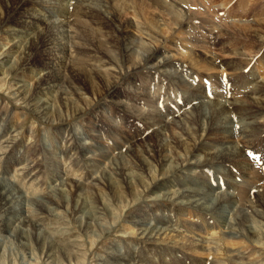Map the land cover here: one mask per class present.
<instances>
[{
    "label": "rangeland",
    "instance_id": "obj_1",
    "mask_svg": "<svg viewBox=\"0 0 264 264\" xmlns=\"http://www.w3.org/2000/svg\"><path fill=\"white\" fill-rule=\"evenodd\" d=\"M117 1L122 8H127L123 16L130 20V28L137 41L135 46L132 45L136 54L132 55L134 58L130 63L122 54L124 47L113 42L116 33L97 21V17L81 19L74 14L61 28L62 32L66 28L70 29L69 33L73 32L62 40H68L66 45L69 48L67 59L62 62L67 74L63 72L62 75L75 81L68 74L72 67L83 73L105 69L117 79L113 92L97 85H94L96 90L92 89L88 82L75 81L70 87L64 82L60 86L61 89L66 86L68 95L61 98L60 92L52 94V109L41 114L18 92L19 81L29 78L33 64H21L9 75H2L0 63V136L6 132V125L14 124L10 133L0 137V177L15 185L18 200L14 203V216L18 219L15 224L22 222L20 216L23 213L26 220L37 224L28 223L24 233L11 230L16 226L8 231L5 228L7 216L0 209V264H264V123L258 121L254 125L257 133L254 134L256 138L253 137L254 152L245 153L240 151L239 144L244 140L238 131L241 126L247 129L250 126L234 119L233 126H228L229 117L233 118V115L223 114L221 122L210 132H204L205 135L210 134L202 143L220 150L233 143L238 148L231 154L234 157L228 158L224 165L213 164L207 168L201 162L193 167L189 156L191 144L200 140L197 129L203 125L205 129L210 126L211 116H208L212 115L211 104L214 103L210 102L213 101L210 99L212 91H224L230 99L246 105L243 108L247 111L264 109V41L254 36L255 31L264 35V0H163L161 3L175 13L174 18L153 0H150L151 6L141 5L140 0ZM92 2H95L96 13L99 9L104 14L102 16H110L107 14L109 8L101 5V0ZM104 2L113 3L111 0ZM43 4L51 6L46 2ZM159 11L162 17L158 22ZM4 13L3 5L0 8V26ZM227 26L232 27L231 32L232 29L235 31L232 35L225 33L230 31ZM58 27L61 26L56 29ZM2 29L0 27V45L10 37ZM236 31L239 33L235 35ZM59 42L54 38L53 45ZM3 47L0 61L8 56V45ZM149 47L166 48L162 56H170L173 52L171 55H174L175 62L151 68L152 65L144 59L133 69L131 64L138 63L142 52ZM54 57L55 53L49 54L45 61L52 63ZM176 61L187 66V71L175 70ZM256 79L262 82L261 92L253 95L244 93ZM30 82L32 85L33 81ZM78 85L79 88L76 87ZM196 89L206 95L191 98ZM157 95L167 99L168 103L163 104L164 100H159ZM64 98H68V108ZM184 101H190V104ZM141 111L153 112L164 122L148 133ZM155 120L158 122V118ZM162 128L161 142L173 149V152L170 150V158L172 161L178 159L180 164L179 169L170 175L175 179H186L185 175L193 171V177L202 179L203 184L211 180L216 185H224L220 179L224 175L232 188L225 189V195L221 193L218 198L212 194L200 208L180 203L176 195L180 188L172 189L174 194L162 199L156 194L154 196L152 191L158 177L154 175L160 174V168L148 149L151 148L149 141L156 143L155 132ZM199 134H202L201 130ZM126 137L138 139L135 147L138 151L134 155L125 153L127 148H132ZM88 144L95 152H86ZM71 145H75L70 152H75L73 156L76 159H71L66 151ZM88 155H93L96 162L89 161ZM18 158L23 166L13 163L15 160L19 162ZM142 161L152 164V167L148 169ZM29 162L38 165L31 169ZM123 164L129 166L133 177L124 174ZM205 169L211 171L208 179H205V174L209 170L206 173ZM35 172L39 175L36 176ZM26 177H31L32 183ZM107 178L113 181L109 182ZM63 186L64 191H58V199L53 205L46 202L51 199L49 194ZM200 186L195 185L193 190L202 192ZM119 199L124 200L120 202ZM222 199L234 202H228L221 208ZM39 201L45 202V207L41 208ZM176 206H181L180 211L174 208ZM138 213L147 221L149 218L148 223L160 221V225L159 222L157 224L161 226V220H165L163 222L175 232L198 237L203 240L202 246L190 249L164 239L141 238L136 234L134 224L130 223ZM173 216L174 219L171 218ZM156 217H159L157 222ZM86 222H90L89 228ZM44 231L51 241L46 244L52 245L48 251L41 244L42 240H38L39 233ZM135 257L139 259L137 262L132 259Z\"/></svg>",
    "mask_w": 264,
    "mask_h": 264
},
{
    "label": "bare ground",
    "instance_id": "obj_2",
    "mask_svg": "<svg viewBox=\"0 0 264 264\" xmlns=\"http://www.w3.org/2000/svg\"><path fill=\"white\" fill-rule=\"evenodd\" d=\"M92 1H94V0H50V1H48V0H0V8L3 5L5 7V13L2 16V23H1L0 27L2 29V28H4V26H7L4 29H2V32H4L7 35V37L10 36L7 39L6 43H3V45L2 44L0 45V47H1L0 50L2 48H4L3 46H7L8 45V49H7L8 56L5 59L0 61L1 65H2L1 70L3 72V73L2 72L1 73H2V75H9L10 73H12L13 70L15 71L16 67H18L21 64H23V65L24 64H33L31 66V70H30V72L28 74L29 78L24 77L25 80H24V78H22L19 81L18 92H21V94H23L24 98L28 99L29 102L33 105L32 107H35L36 110L39 113H41V114H44L45 111H50L52 109L51 104H52V100H53L52 97H54L53 95L57 94V92L58 93L60 92L61 98H62V96L64 94L68 95V94H66V92H67L66 91V86L67 85L69 87H70V85L72 86V84H74L75 81H79L82 84H84L85 82H88L90 84L91 88L94 87V85L95 86L97 85L99 87H103V89H106V90H108L110 92L111 91L113 92L114 91L113 89L115 88V83H116L117 79L116 78L114 79L110 73H107L105 71V69H100L99 70L100 72H98L97 70H87V71H85L83 73L81 70H78L77 68L72 67L68 74H69V76H72L75 79V81L72 80V79L68 80V76L65 78L62 75L63 72L66 73L65 64L62 63V62L65 59H67V56H68L67 53H68V50H69L68 45H66L68 40L65 41V42L64 41L62 42V40H64L66 37H68L69 34H71L73 32L71 30V32L69 33V30H70L69 28L64 29V31L62 32L61 28L66 26V24L70 20V16L71 15L75 14L78 17H80L81 19H83L84 17H89V16L97 17L96 18L97 21H99L102 25H105V26L109 27L112 31H114L113 33H116L114 35L113 42H115L116 44H119L121 47L122 46L124 47V48L122 47L123 48V53L122 54H124V56L126 55L125 57L128 59V62L130 63L133 60V58H134V57L131 58L132 55H134V53H135V52L133 53V51L135 49H133L132 45L135 46L136 38L134 37L132 28H130V20H128L127 18H125L123 16V14H125L127 8L124 7V6L123 7L125 9L122 8L120 2L117 1V0H111L113 2L111 4L110 3H105L104 0H101V2H102V3L100 2L101 5L109 8L107 14L110 15V16H102L104 14H102L99 9L98 10L96 9L98 13H96L94 11V7H93L94 5L93 4H95V2L93 3ZM43 2H46V3H48L51 6L50 7L46 6L45 4H43ZM140 2H141L140 4L143 5V6H145L147 4L149 6H151L150 5V0H140ZM153 2L156 3L158 6L163 7L164 10L167 12V14L169 16H171L172 18H174L176 16L175 13L172 12L169 8H167V6L165 4L161 3V2H163V0H153ZM71 8H73L75 10L74 11H70V10H72ZM66 15H68V16H66ZM161 17H162V14H161V11H159L158 15L156 17L158 22L160 21V19H158V18H161ZM131 24H132V22H131ZM59 25L61 27H58L56 29V27L59 26ZM231 28L232 27H228L227 29L230 30ZM234 32L235 31L232 29V32L230 30V31H226L225 33H229V34L232 35ZM237 33H239V32L236 31L235 35ZM229 34H227V35L224 34V35L227 36V37H230L231 35H229ZM11 36L14 37V38L12 39ZM254 36H256V37H258V39L264 41V35H260L259 33H257V31H255ZM18 37L21 40L20 39H16ZM54 38L60 40L58 45H55V44L53 45ZM164 50L166 51V48H161V47L160 48H157V47L146 48L141 54V60L138 63L131 64L132 68L136 69L137 66L139 64H141V62L144 59L146 60L147 64L152 65L151 68H156L158 66H161V64H170L172 61L175 62L174 55H171V54H174L173 52H171L170 56H162V53H163L162 51H164ZM168 51L170 52V50L167 49V52ZM53 53H55V57L53 59V62L52 63L51 62L48 63L47 61H45L46 57L49 54H53ZM176 63L177 64H176V66L174 68L175 70L177 69V70H179L182 73L187 71V69H186L187 66L182 65L181 63H179L177 61H176ZM232 65L235 66L236 63H233ZM30 81H33L32 85H30V83H31ZM64 82L66 83V86L61 89L60 85L62 83H64ZM251 83H252V86L250 88L244 90V93H246L247 95H251V94L253 95L256 92L260 93L261 92V87H263L261 85L262 82L259 79L258 80L256 79V80H252ZM76 87L79 88V85L76 86ZM96 88H98V87H96ZM94 89H95V87H94ZM98 90H99V88H98ZM159 93L160 92L158 91L157 94H159ZM203 93L204 92L201 91L200 89H196V90L193 91V94H192L191 98H199V97L203 98L206 95V93H204V94ZM78 94H81V93H78ZM210 94H211V92H210ZM213 94H214V96H213ZM50 95H52V96H50ZM228 96L229 95L225 94L224 91H219V92L215 91V93L212 91V97L213 98L210 96V99H213V101H210V102L211 103L214 102V103L211 104V106H212L211 110H213V111H212V115H209V116L207 115L208 117L211 116L210 117L211 119L209 121L210 126L208 127V129H205V127L203 125V127L201 126L202 128L197 129L196 133L198 134V136H200V140H199L198 143H197V141H195L193 143V145L191 144V147H190L189 156L192 157V160L190 162H191V164H193L192 165L193 167L198 165V163H200V162L203 163L207 168H209V166H211L213 164L217 165V166L224 165V164H226V160H228V158L234 157L231 154H234L235 151L238 150V148H236L234 146L235 144L233 145V143H228L227 146L225 145L226 147H224V149H221V150L216 148L214 145H211V146L208 147L206 144L202 143L207 138L208 134H210V133H208V134L205 135L204 132H208V131L210 132V130L213 127H215L217 123L221 122L223 114H232L233 115V118L229 117V125L228 126H230L231 123L234 120H237V123H238V121L242 122V123L244 122L245 125L248 124L250 126L249 129L243 128V126H241V128L239 129L238 132L242 136V139L244 140V141L241 140V143L242 142H244V143H242L243 145L240 143L241 146H240L239 143L238 144H239V147L241 149L240 151H244L245 153L246 152L250 153L251 151L254 152V150H252V149L255 148V142L253 140V137H255L254 134H257V133L254 132L255 129H253V127H254V125L258 124V121L260 122V124L264 123V120H259L261 118H264V109H255L254 108L253 110H251L249 108L250 110L247 111L246 109L243 108L246 105H244V104L242 105V102L240 103L238 101L232 100ZM157 98L159 100H161V101L164 100V102H162L163 104H167L168 103L167 99H165L163 97L161 98V95H157ZM66 99L68 100V98H64L63 99L65 106H67L69 104V102H67ZM248 99H246V100H248ZM70 102L73 103L72 101H70ZM203 102H205V101H203ZM253 102H255V101H253ZM184 103L190 104V101L189 102L188 101H184ZM184 103H181V106H183ZM119 104H120V102H119ZM119 104H117V105H119ZM249 104H251V103H249ZM251 105H255V103L251 104ZM120 106H121V104H120ZM73 107H75V106L73 105ZM125 107H126V105H125ZM67 108H68V106H67ZM129 108L130 107H128L127 109L129 110ZM169 108H173V106L169 107ZM120 109H122V108H120ZM76 110H78V108H76ZM125 110H126V108H125ZM166 111L167 112H171V111H168L167 109H166ZM140 114H142L144 116V119H146L144 122H145V126L148 127L147 128L148 133H149L150 130L155 128L158 124H162V122H164L163 119H160V117L154 115L155 113L153 114V112H150V111L143 112V111H141ZM59 115H62V114H59ZM132 115H133V113H132ZM207 116H206V118H207ZM56 117H58V115ZM56 117H55V119H56ZM155 118H158V122H156ZM177 118H176V120H177ZM232 119H234V120L232 121ZM226 120H228V119H226ZM174 121H172V122H174ZM2 124L4 125V123H2ZM163 125L166 126L165 123ZM231 126H233V125H231ZM12 127H14V124L12 122H10V124L8 126L6 125V132L1 134L0 137H3L7 132L10 133ZM200 130H201L202 134H199ZM162 132H163V128L161 130L155 132V134H156L155 137L157 138V142L156 143L151 142L152 141L151 138H150L151 141H149V146L151 148L148 149V150H149V152H150V154L152 156V159L155 160L156 162H158L157 165H159V168H160V172H159L160 174L159 175L158 174L154 175V177H156V176H158V177H156V179L154 178L156 183H155V188L152 186L153 187V191H152L153 195L156 194V197L162 199L166 195L174 194V192L171 193L172 189H179L180 188V190L178 192H176V195H178L179 202L185 204L186 206L194 205L196 207L199 206V208H200L201 206H203V204L206 203V200L212 194H214L218 198V196H220L221 193L224 194L225 189L232 188V186L230 184V181H228L226 178L224 179V177H223L224 175L222 176L224 180L222 179V177H220V179L222 180L221 182L224 181V185L220 184L221 186L220 185H216L217 183L214 184L211 180L209 181V183L206 182L205 184H203L202 179L199 180V179L193 177V175H194L193 171L189 175H185L187 177L186 179H183V178L175 179L174 175H172V174L170 175L169 173H173L177 169H179V167H180L179 165L180 164H179L178 159H176L175 161H172V159L170 158V150L171 149H169L165 143L162 144V142H161V138H162V135H163ZM239 139L237 138L236 140H238V142H240ZM126 140H128L130 142L129 146L132 147V148H129V149L127 148L126 149L127 152H125V153H130L131 152L132 155H134L135 151L136 150L138 151V149L135 150V147L137 146V143H138V139L133 138V137L132 138L131 137H126ZM139 140H140V138H139ZM146 142H148V141H146ZM225 143H226V141H225ZM222 144L224 145V142H222ZM64 145H65V142H64ZM74 148H75V145H71L70 149L68 147V149L66 150L67 153H70L71 159H76L73 156L75 152L74 151L70 152V150H72V149L74 150ZM85 149H86V152H89L90 150L94 151L93 148H92L93 150L91 149V146L89 144H88V146L85 147ZM94 152H92V153H94ZM11 155H9L10 159L12 158ZM70 155H68L69 158H70ZM175 155L176 154H174V156ZM245 155H244V157H245ZM30 157H32V156H30ZM171 157H173V154L171 155ZM18 159H19V162H16V160H15V161H13V163H15V164L18 163L17 164L18 166L20 164L22 165V163L20 161V158H18ZM87 159L89 161L91 159V161H93L94 163L96 162L95 159L93 158V155H88ZM152 159H148V161H150ZM153 160H152V162H153ZM246 160H248V159H246ZM34 161H36L35 158H34ZM142 162H143V165H145V167L146 166L148 167V169L152 165V164L150 165V163H148V162H144V161H142ZM26 163H28V162H26ZM31 163H30V165H32ZM35 164H33L30 168L31 169H35L34 167H36V165H38V164H36V165ZM227 164H228V162H227ZM17 165H15V166H17ZM117 167H120V166H117ZM121 167H122V170L124 171V174H126V176L133 177V176H130V172H129V168H128L129 166L127 167V166H125L123 164ZM212 168H214V167H212ZM246 169L250 170L249 168H246ZM25 170H26V168H25ZM36 170H37V168H36ZM39 170H41V168H39ZM131 170L132 169L130 168V171ZM205 170H206V173H207V171L209 169H205ZM8 172H10V171H8ZM40 172H42V171H40ZM114 172H116L115 169H114ZM210 172L211 171L209 170V173L207 175L205 174V179L209 176V174H211ZM38 173L39 172H35L34 174H36V176H37V175H39ZM174 174H176V173H174ZM251 175H252V173H251ZM27 176H29V175H27ZM110 176H111V174H110ZM31 177L34 178L33 176H31ZM31 177L30 178L28 177L30 182L32 180ZM39 177L40 176H38V180H39ZM249 177H251L250 176V172H249ZM28 178L26 177L25 179L28 180ZM86 178H88V176H86ZM154 179L152 177V180H154ZM36 180H37V178H36ZM107 180L109 182L111 181L110 178H107ZM168 180H170L172 182L166 183V181H168ZM214 180L216 181V179H214ZM8 181H9L8 179L0 177V209L3 211V214H5L7 216V224H6L5 228H6V230L9 231V229H11L13 226H16V227H14L11 230L13 231V230L16 229V230H20V232L24 233L25 232L24 227L28 223L34 224L35 226H37V224L31 222L32 220H29V219L26 220L27 216H25L24 213H23L24 216H22L23 214L20 213L21 214L20 217L22 218V222H20L19 225L15 224L17 222V220H18L14 216V213H16V208L14 206V203L16 201H18L17 200V193L14 190L15 185H12V183L8 182ZM112 181H113V179H112ZM128 181H130V180L128 179ZM157 182H158V184H157ZM130 183H132V181H130ZM197 184H198V186L201 185L200 187L202 189L200 191H202V192H198L197 189L193 190V187L195 185H197ZM78 187H79V185H78ZM78 187H77V189H81V188H78ZM63 188H64V186L61 187V188H58L57 191L49 194L51 199L47 200L46 202H48V203L53 205V203L55 201H57V199H58L56 194L58 193L59 190H60V192L64 191ZM130 188L133 189L132 184H131ZM45 194H47V193H45ZM131 196L132 195L130 194V197ZM58 197L60 198V196H58ZM116 198H117V196H116ZM125 198H127V197H125ZM158 198H156V200ZM152 199H155V198L153 197ZM121 200H120V202H121ZM123 200H122V202H123ZM124 202H127L126 199H125ZM228 202H232L233 203L234 201H231V200L229 201L228 199H222L220 204H219V206L221 208H223L225 206V204L228 203ZM260 203L262 204L261 201H260ZM38 204L41 206V208L45 207V205H46L45 202L42 203L41 201H39ZM174 208L176 210L180 211L179 209L181 208V206L179 208H177V206L174 207ZM190 208L193 209V207H190ZM167 215H169V213ZM167 215H165V216L171 221L172 219H170ZM222 216H225V215L223 214ZM148 217H150V216H148ZM167 218H164V219H167ZM171 218L174 219V216L171 217ZM158 219H159V217L158 218L156 217V220L154 218V220L156 222L158 221ZM151 221H152V219H151ZM161 221H162L161 222V226H159L160 225V221H158L159 225L157 224L158 222L154 223V224L153 223H148V222H150L149 218H148V221H147V220L144 219V217L141 214L138 213V214H136L133 217V220L130 221V223L134 224V226L136 227V230H135L136 234L138 236H140L141 238L164 239V241L165 240L169 241V242L171 241L174 244H177V246L186 245L190 249L192 247L202 246L201 241L203 242V240L199 239L198 237H196V238L187 237L189 235L183 234L184 232L183 233H178L179 231L175 232L171 227H169V225L165 224L166 222H163L165 220H161ZM90 222H88V223L86 222L87 223L86 224L87 228H89ZM167 223H168V221H167ZM181 227H183V226H181ZM39 239L42 240L41 244L43 245V247L47 251L49 250V248H52L51 244L50 245L46 244V243L51 242V241L49 240V237L47 236L45 231L42 234L39 233L38 240ZM174 244H171L173 246H171V245L170 246L171 247H175ZM177 246L175 247L176 249H177ZM187 247H184V248H187ZM127 252H129V251H127ZM49 255H51V254H49ZM118 256L120 258H122L121 255H118ZM136 258L137 257L132 258V259L136 260ZM117 260H118V257H117ZM137 260H139V259H137ZM137 260H136V262H137ZM186 263L187 262H185V264ZM128 264H134V263H128Z\"/></svg>",
    "mask_w": 264,
    "mask_h": 264
}]
</instances>
